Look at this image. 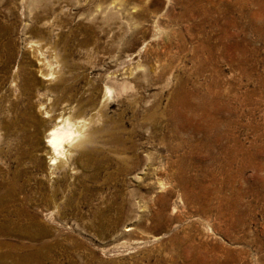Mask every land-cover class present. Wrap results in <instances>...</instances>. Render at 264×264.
Instances as JSON below:
<instances>
[{
	"label": "rangeland",
	"instance_id": "rangeland-1",
	"mask_svg": "<svg viewBox=\"0 0 264 264\" xmlns=\"http://www.w3.org/2000/svg\"><path fill=\"white\" fill-rule=\"evenodd\" d=\"M24 75L105 130L91 169L45 179V264H264V0H0L4 171Z\"/></svg>",
	"mask_w": 264,
	"mask_h": 264
},
{
	"label": "bare ground",
	"instance_id": "bare-ground-1",
	"mask_svg": "<svg viewBox=\"0 0 264 264\" xmlns=\"http://www.w3.org/2000/svg\"><path fill=\"white\" fill-rule=\"evenodd\" d=\"M10 55L11 53L7 55L8 63L12 60ZM49 69L50 71H47L40 66L39 73L43 77L52 78L58 72ZM23 78L21 92L23 102L20 105L16 102L15 117L7 125L8 129L17 133L15 139L19 154L13 161L15 170L4 171L0 166V236L15 235L27 240L28 243L8 244L10 250L7 253H0V264H45L49 254L47 252L46 255V251L52 245L45 241L48 230L36 215L37 211L52 208L43 193L45 179L55 178L54 182H58L55 176L60 174L58 178H62L66 183L75 171V164L83 169H91V162L100 154L95 146L105 131L96 125L98 114H90L85 111L83 104L80 106L75 104L76 99L73 96L64 98L61 95L59 99L51 102L54 90L47 89L33 100L31 85H28L26 80L27 75ZM64 84V80L60 79L54 89L65 93L68 87ZM108 94L109 92L105 96ZM46 96V100L43 99ZM1 125L2 122H0V133ZM44 136L48 139V145L43 143ZM105 141L117 145L123 144L121 136L113 134ZM120 149L123 150L122 147ZM73 154H77V157ZM44 156L50 157L49 166L46 165ZM26 160H29L30 167L26 165ZM102 160V164H108L109 160L105 157ZM96 177L93 174L87 176V178ZM3 245L5 244L0 243V246Z\"/></svg>",
	"mask_w": 264,
	"mask_h": 264
}]
</instances>
